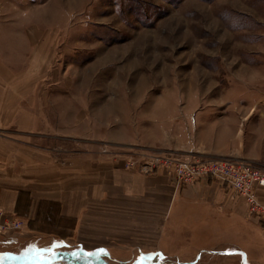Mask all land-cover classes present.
Masks as SVG:
<instances>
[{
  "label": "rangeland",
  "instance_id": "obj_1",
  "mask_svg": "<svg viewBox=\"0 0 264 264\" xmlns=\"http://www.w3.org/2000/svg\"><path fill=\"white\" fill-rule=\"evenodd\" d=\"M0 27L36 32L0 36L1 42L17 39L11 46L18 74L32 55L39 63L32 67L34 82L18 86L19 105L33 96L37 106L64 107L67 124L81 116L82 141L92 140L100 153L141 163L163 152L223 159L213 152V125L237 109L264 104L258 98L264 81L255 77L264 61V0H0ZM68 139L45 144L61 160L79 146ZM0 209L3 220L20 224L0 229V264L203 262L191 259L198 249L129 227V212L103 211L107 226L87 219L79 233L74 216L59 230Z\"/></svg>",
  "mask_w": 264,
  "mask_h": 264
},
{
  "label": "crops",
  "instance_id": "obj_2",
  "mask_svg": "<svg viewBox=\"0 0 264 264\" xmlns=\"http://www.w3.org/2000/svg\"><path fill=\"white\" fill-rule=\"evenodd\" d=\"M35 33L28 28L0 27V36ZM16 41L11 37L1 42L0 37V208L28 219L40 218L39 226L59 230L69 226V217L74 216L73 229L79 233L88 220L96 228L107 226L103 211L112 216L129 212V227L143 228L142 234L161 239L166 235L175 245L198 249L191 256L196 263L201 259L202 264H264L263 226L248 217L244 200L218 181L178 187L167 169L147 174L127 168V157L100 153L92 140L82 141L81 116H70L67 124L64 107L37 106L33 96L27 95L28 87L25 99L31 98V103L19 105L18 86L24 79L34 82L30 78L37 59L33 55L26 59L21 64L25 73L18 74V54L11 46ZM260 63L255 77L264 81V61ZM258 98L264 95L259 93ZM212 128L217 136L214 153L264 170V104L225 114ZM56 138L73 139L79 146L59 160L45 144ZM258 191L264 203V186Z\"/></svg>",
  "mask_w": 264,
  "mask_h": 264
},
{
  "label": "built area",
  "instance_id": "obj_3",
  "mask_svg": "<svg viewBox=\"0 0 264 264\" xmlns=\"http://www.w3.org/2000/svg\"><path fill=\"white\" fill-rule=\"evenodd\" d=\"M145 158L147 160L141 163L137 158L127 157L125 165L147 174L167 169L178 187L216 180L244 200L248 212L264 226V205L257 194L258 187L264 186V170L243 160L181 158L170 152ZM3 218L4 212L0 209V229L11 228L13 221ZM13 225L20 226L16 222Z\"/></svg>",
  "mask_w": 264,
  "mask_h": 264
}]
</instances>
